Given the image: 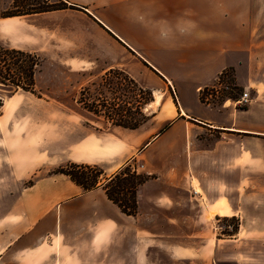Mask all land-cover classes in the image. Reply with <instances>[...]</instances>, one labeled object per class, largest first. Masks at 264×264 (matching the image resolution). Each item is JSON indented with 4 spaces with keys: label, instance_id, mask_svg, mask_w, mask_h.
<instances>
[{
    "label": "crops",
    "instance_id": "crops-1",
    "mask_svg": "<svg viewBox=\"0 0 264 264\" xmlns=\"http://www.w3.org/2000/svg\"><path fill=\"white\" fill-rule=\"evenodd\" d=\"M57 1L65 6L3 16L14 0H0V45L68 51L75 33V50L117 51L73 61L82 71L104 67L91 78L119 70L144 82L139 63L164 90H152L157 108L135 128L85 108L50 109L68 116L63 128L35 114L6 125L0 112V264H264V252L245 248L264 245V0ZM220 76L255 98L244 107L200 100ZM131 161L148 175L133 215L103 180L84 190L52 172L77 163L109 178ZM232 218L235 233L215 232L214 221Z\"/></svg>",
    "mask_w": 264,
    "mask_h": 264
},
{
    "label": "rangeland",
    "instance_id": "rangeland-1",
    "mask_svg": "<svg viewBox=\"0 0 264 264\" xmlns=\"http://www.w3.org/2000/svg\"><path fill=\"white\" fill-rule=\"evenodd\" d=\"M18 2L19 10H28L31 7H55L62 4L57 0H19ZM93 33L96 40L101 42L102 38L95 34V32ZM78 38V36L76 38L75 33H68V51L57 52L49 49L32 52L40 58V65L37 67L34 75L32 91H25L19 88L14 89L12 86L0 84V112L4 110L8 111L4 116V120H1L3 124L22 125L27 122L26 115L35 114L39 122L52 120L54 123H57L56 128L60 123L63 128L65 125L64 121L68 119V116L61 115L59 110L56 114L51 113L50 109L53 108H61L66 113L68 112V108L74 110L85 108L98 112L106 124H118L121 126H139L150 117L151 111L157 108L152 107L150 104L152 90L154 89L158 92L164 90V85L160 80L139 63L137 64L138 70H140L141 78L144 82H136L119 70H114L109 75L104 76L101 73L99 76L91 78L95 74L104 71V67L88 68L82 71V69L72 64L73 61L81 59L86 61L113 59L116 58L117 51L107 45H105L106 49L103 55L90 50H75L72 42H79ZM121 51L122 57L132 59L124 50ZM67 60L68 66L66 64ZM83 72H87L89 75H85ZM220 78L222 82L226 83L228 88L223 89L217 94L216 99L218 101L233 98L231 104H234L236 107H244L249 103L241 104L237 102V99L245 89L236 87L230 77L220 76ZM210 86L203 89V95L208 93L207 90ZM246 92L248 93V101L255 98L253 91L246 90ZM171 96L175 99L172 92ZM260 99H264V92L261 93L258 100ZM254 101L256 103L262 102ZM15 109H19V113L9 115ZM61 119L63 120L61 121ZM25 139H28V137H25ZM39 139L40 137L37 134L34 140L37 142ZM40 152V157L43 158L44 153L41 149ZM134 161L127 163L131 170L136 167ZM137 173L144 174L142 172ZM234 223L235 221L231 219L214 221L215 232L222 234V231L230 230L231 225ZM245 248L264 252L263 244L249 243L246 244ZM220 264L232 263L226 262Z\"/></svg>",
    "mask_w": 264,
    "mask_h": 264
},
{
    "label": "trees",
    "instance_id": "trees-1",
    "mask_svg": "<svg viewBox=\"0 0 264 264\" xmlns=\"http://www.w3.org/2000/svg\"><path fill=\"white\" fill-rule=\"evenodd\" d=\"M18 1L19 0H14L12 8L4 12L3 16L58 9L65 6V4H61L55 7H31L28 10H19ZM39 65L40 58L35 53L9 49L0 45V84L12 86L14 89L19 88L25 91H32L34 75ZM203 94L200 95V100L203 99ZM126 127L135 128L137 126L132 125ZM52 172L67 175L84 190L96 187L98 182L103 180L101 185L107 197L115 203L122 212L128 215L135 214L136 189L148 178V175L137 173L135 169L131 170L128 164L122 166L109 178H104L102 170L95 165L77 163H66L65 165L53 169ZM231 220L235 221V223L231 225L230 230L222 231V234L231 235L236 232L237 222L233 218Z\"/></svg>",
    "mask_w": 264,
    "mask_h": 264
},
{
    "label": "built area",
    "instance_id": "built-area-1",
    "mask_svg": "<svg viewBox=\"0 0 264 264\" xmlns=\"http://www.w3.org/2000/svg\"><path fill=\"white\" fill-rule=\"evenodd\" d=\"M228 86L226 83L221 81V78L218 77L216 80V83L212 84L209 89L207 90L208 93L203 95V100L208 101L213 95H217L220 91L223 89H227ZM237 102L239 103H247L248 102V93L247 92H242L239 98L237 99Z\"/></svg>",
    "mask_w": 264,
    "mask_h": 264
},
{
    "label": "bare ground",
    "instance_id": "bare-ground-1",
    "mask_svg": "<svg viewBox=\"0 0 264 264\" xmlns=\"http://www.w3.org/2000/svg\"><path fill=\"white\" fill-rule=\"evenodd\" d=\"M159 95L158 94H155V103H157L159 101Z\"/></svg>",
    "mask_w": 264,
    "mask_h": 264
}]
</instances>
